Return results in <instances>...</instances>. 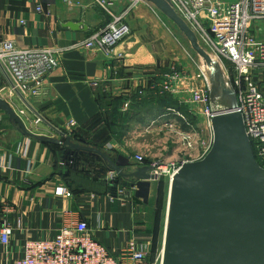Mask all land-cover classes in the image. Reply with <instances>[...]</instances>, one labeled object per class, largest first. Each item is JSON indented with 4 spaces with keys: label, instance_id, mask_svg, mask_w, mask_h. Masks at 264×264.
I'll return each mask as SVG.
<instances>
[{
    "label": "crops",
    "instance_id": "crops-1",
    "mask_svg": "<svg viewBox=\"0 0 264 264\" xmlns=\"http://www.w3.org/2000/svg\"><path fill=\"white\" fill-rule=\"evenodd\" d=\"M128 3V0H120L112 10L118 13ZM38 5L44 8L43 12L37 10ZM147 12L144 5L138 9L139 14ZM109 20L110 15L94 0H0V40L12 41L18 49L61 51L59 65L45 78L41 91L38 94L28 91L25 95L41 116L66 131L70 130L68 125L73 120L76 126L72 132L76 130L92 145L112 151L113 155L127 156L132 167L140 165L133 156L152 150L154 141H157L156 153L163 152L162 157L171 158L169 131L161 127L149 132L142 129V124L148 125L161 115L160 110L154 112L156 116L143 118L145 122L136 118L130 120L129 128L119 139L113 137L100 117L102 104L110 97L134 94L141 78L162 73L154 68L160 50L149 49L134 31L115 49L116 53H124V59L107 58L98 50L74 46ZM70 22L75 27H71ZM94 82L99 85L94 86ZM0 93L21 115L29 132L62 139L63 136L47 122H36L38 115L8 87L2 71ZM120 110L125 111L123 106ZM203 117L198 118L199 125L210 132L207 119ZM25 146H28L27 156L22 151ZM54 157L40 138L23 134L0 110V221L7 217L15 228L9 245L0 242V264H15L23 257L29 238H53L64 216L71 222L87 221L90 229L95 230L97 237L112 250L122 248L134 238L149 241L146 228L138 224L136 218L141 204L146 203L142 200L139 203L140 199L130 190L114 197L103 185L90 177L82 179L84 176L78 173H71L75 185H81V180H87L84 182L90 185L82 193L72 191L64 179L70 168L59 162L58 170L55 169ZM146 160L149 163L144 164L154 161L148 155ZM60 187L70 189L72 196L57 195ZM93 193H96L94 198ZM4 201L11 206L9 211H4Z\"/></svg>",
    "mask_w": 264,
    "mask_h": 264
},
{
    "label": "built area",
    "instance_id": "built-area-1",
    "mask_svg": "<svg viewBox=\"0 0 264 264\" xmlns=\"http://www.w3.org/2000/svg\"><path fill=\"white\" fill-rule=\"evenodd\" d=\"M94 1L107 11L110 20L74 46L98 50L107 58L124 59V53H116L115 49L131 34L132 28L127 23L126 16L133 7L145 0H128V5L118 13L112 10V6L117 5L120 0ZM168 2L218 56L230 60L235 65L237 77L234 88H227L223 92L224 96L231 97V102L226 107H232L242 114L247 135L252 144L254 143L258 157L264 163V95L253 77L255 71H264V0H168ZM37 10L43 12L44 8L38 5ZM21 22L25 24L24 20ZM60 54L61 51L57 49H18L12 41L0 40V62L8 75L4 74L8 87L14 92L20 91L24 96L28 91L32 94L41 91L45 78L59 65ZM156 76L158 82L150 86L152 90L157 89L155 92L160 95L188 94V102L195 106L191 113L196 115L200 112L205 116L210 129L203 138L201 127L193 124L189 116L175 108H168L145 126L144 131L147 132L158 127L177 132L176 146L171 147L174 157H160L151 163L157 166L156 182L166 174L171 184L183 163L201 160L210 151L214 140L212 118L215 111L220 108L213 106L216 94L213 93L207 74L201 68L198 72L190 74L186 70L173 67L166 72L156 73ZM193 80L202 83L194 86ZM28 83H32V86L27 87ZM93 84L98 86L99 82ZM147 86L148 79L141 78L138 85L140 94ZM130 94L132 93H129V96ZM130 103L131 100L127 99L123 109L127 110ZM41 121L43 119L37 116L36 122ZM68 126L70 130L66 135L71 134V129L76 123L72 120ZM22 151L27 156L28 146L23 147ZM179 153L181 157L176 159ZM146 157L144 152L133 156L140 165L144 164ZM114 175L113 171L107 172L106 180L112 179ZM56 194L72 196L67 187L58 188ZM91 195L93 198L96 196L95 193ZM2 207L4 211L11 209L6 202ZM14 231L13 223L7 217H3L0 221V242L5 246L9 245ZM150 250L149 241L141 242L135 238L128 240L122 248L112 250L97 237L95 230L90 229L87 221L71 222L64 216L60 229L53 238L26 240L23 257L15 264H156V262L162 264L163 250L155 262L150 260Z\"/></svg>",
    "mask_w": 264,
    "mask_h": 264
},
{
    "label": "water",
    "instance_id": "water-1",
    "mask_svg": "<svg viewBox=\"0 0 264 264\" xmlns=\"http://www.w3.org/2000/svg\"><path fill=\"white\" fill-rule=\"evenodd\" d=\"M147 1L180 27L195 51L209 58L195 32L168 0ZM69 24L74 26L73 22ZM0 71L8 76L1 62ZM15 93L64 137L52 139L64 145L68 153L87 151L107 163L108 172H115L107 180L112 196L130 190L149 203L153 183L158 179L155 164L132 167L123 154L112 155L73 141L41 116L20 91ZM0 110L23 134L47 139L29 132L21 115L1 94ZM212 129L214 140L208 154L201 160L183 163L170 184L162 264H264V166L255 156L240 112L232 107L217 109Z\"/></svg>",
    "mask_w": 264,
    "mask_h": 264
},
{
    "label": "rangeland",
    "instance_id": "rangeland-1",
    "mask_svg": "<svg viewBox=\"0 0 264 264\" xmlns=\"http://www.w3.org/2000/svg\"><path fill=\"white\" fill-rule=\"evenodd\" d=\"M146 7L147 13H138V9L142 6ZM139 7V8H138ZM128 19V21H127ZM127 23L131 25L132 31L131 34L136 33L141 39L142 42L147 43L149 49H159L160 51L157 54V61L154 64L155 71L166 72L169 69L175 67L179 68L180 70H186L190 74L194 72H198L201 68L206 74L209 79V82L212 86L213 93L222 95V92L225 89H232L234 88V83L237 77V72L235 69V65L228 59L218 56L206 43L202 40V38L196 33V37L201 45V47L206 51L209 58H205L204 56L200 55L197 51H195L191 45V42L187 38L186 34L180 29L178 25H176L168 16L165 14L161 9L156 7L153 3L145 0L135 7L131 9L127 16H126ZM134 29V30H133ZM130 34V35H131ZM129 35V36H130ZM153 38V40L151 39ZM166 70V71H165ZM154 77H157L155 73H153ZM253 77L255 81L258 83L261 91L264 95V71H255L253 73ZM144 78L149 79L146 75ZM202 82L200 81H192L194 86L200 85ZM1 94V93H0ZM166 94V93H164ZM175 98H178L181 103L189 106V112L195 108L193 103L188 102L189 98L185 93L180 94H173L168 93ZM2 95V94H1ZM163 95V94H162ZM13 100V98H11ZM155 107L154 103H148L144 106L141 111L142 114H146V110H151ZM129 108V107H128ZM183 113V112H182ZM192 114V113H191ZM186 115V114H185ZM193 115V114H192ZM187 116V115H186ZM196 117V125L200 127L198 118L203 117L200 114H194ZM205 117V116H204ZM203 117V118H204ZM146 124H142V129H144ZM202 135L203 138L207 136L208 132L205 127H202ZM177 132L173 131L172 129L169 130L168 138H169V146L175 148L176 140H177ZM159 138H157L158 140ZM152 150L145 151V154L151 157L153 160H158L164 154L161 152L160 154L156 153V146L157 141L152 143ZM155 151V152H154ZM153 157H152V156ZM180 153L176 156V159L180 158ZM163 161H166L165 158H162ZM107 174L105 175L106 178ZM160 179L164 182V199L166 200V207L164 211H162V219H163V226L165 228L166 220H167V209H168V199H169V189H170V180L168 175H163ZM158 182L153 183V191L151 199L149 203L142 205L139 214H137V222L138 224L143 225L149 232H154L155 230V211H156V195ZM139 203L141 200L138 201ZM158 230V240L155 249V253L160 250V254L163 250V243L165 233L159 229ZM164 234V235H163ZM147 238L151 244H154V238L149 233H147ZM156 260H154L155 262ZM156 264H160L156 262Z\"/></svg>",
    "mask_w": 264,
    "mask_h": 264
},
{
    "label": "trees",
    "instance_id": "trees-1",
    "mask_svg": "<svg viewBox=\"0 0 264 264\" xmlns=\"http://www.w3.org/2000/svg\"><path fill=\"white\" fill-rule=\"evenodd\" d=\"M166 71V70H165ZM158 82V78L154 76H150L148 79V86L143 89V93L140 94L138 91L137 93H134L132 95H122V96H116V97H110V99L106 100V103L103 105V111L101 112V119L105 122L107 130L113 134V137L116 139H119L120 134L123 133L124 130L129 128V121L133 120V118L139 122H145L144 119L148 116H156L154 113L155 111H161L163 114L168 108H175L178 111L183 112L187 116L190 117L193 124L196 123V117L192 115L189 112V106L181 103V101L178 98L173 97L172 95L166 93L163 95H160L159 93L155 92L157 89L152 90L150 88L151 85L156 84ZM100 100L103 101V97L99 96ZM127 99L131 100V103L129 105V108L125 111H121V106L124 105L125 101ZM148 103H154L155 107L151 110H146V114H142L144 109L143 107L146 106ZM154 113V114H153ZM159 114V113H158ZM153 116V117H154ZM144 118V119H143ZM196 125V124H195ZM65 133L69 134L66 130L61 129ZM72 140L75 142H81L83 144H87L90 146L98 147L102 149L103 151L112 154V151L105 150L103 147L92 145L84 136H82L79 132L76 130L71 132L70 134ZM64 140V137H62ZM44 144L48 147L49 151L56 157L55 159V169L58 170V163H64L66 164L70 169L66 174H64L65 183L69 186V188L72 191L77 190L78 192L82 193L90 185L89 182H84L87 180H81V185L79 186L75 185L74 179L71 176V173H78L84 176V178H92L94 179L98 185H103L104 188L108 192H110V183L105 179V175L107 174L109 168L107 163L98 155H95L93 153L87 152V151H74L67 152L64 145L57 143L52 138L47 139H41ZM254 153L258 161L262 164V160L258 157L255 145L253 143ZM65 151V152H63ZM54 157V158H55ZM144 163H149V161L145 160ZM138 164V163H137ZM84 173V174H83ZM75 185V186H74ZM164 182L162 179L158 181V187L156 189L157 195H156V215H155V230L154 232H149L151 236L154 238V244L151 246L150 250V260L151 262H154L156 258L160 255V250H158L157 253H155L156 249V243L158 238V230H156L159 226V229L165 233V228L163 226V219H162V211H164V208L166 207V200L164 199ZM75 189V190H73ZM105 190V189H104ZM76 192V191H75ZM96 194V193H95ZM166 226V225H165ZM164 235V234H163ZM164 239V237H163Z\"/></svg>",
    "mask_w": 264,
    "mask_h": 264
},
{
    "label": "bare ground",
    "instance_id": "bare-ground-1",
    "mask_svg": "<svg viewBox=\"0 0 264 264\" xmlns=\"http://www.w3.org/2000/svg\"><path fill=\"white\" fill-rule=\"evenodd\" d=\"M231 97L230 96H224L223 92L222 95L217 94L213 100V106L218 107L220 109L225 108L226 105L230 104Z\"/></svg>",
    "mask_w": 264,
    "mask_h": 264
}]
</instances>
